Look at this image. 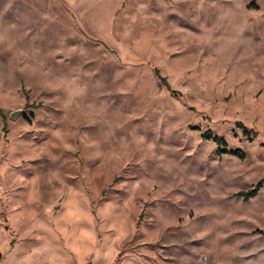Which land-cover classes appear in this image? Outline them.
Segmentation results:
<instances>
[{
	"label": "rangeland",
	"instance_id": "obj_1",
	"mask_svg": "<svg viewBox=\"0 0 264 264\" xmlns=\"http://www.w3.org/2000/svg\"><path fill=\"white\" fill-rule=\"evenodd\" d=\"M0 114L3 264H264V0H0Z\"/></svg>",
	"mask_w": 264,
	"mask_h": 264
},
{
	"label": "trees",
	"instance_id": "obj_2",
	"mask_svg": "<svg viewBox=\"0 0 264 264\" xmlns=\"http://www.w3.org/2000/svg\"><path fill=\"white\" fill-rule=\"evenodd\" d=\"M154 74L159 77V73L157 70H154ZM160 78V77H159ZM163 85L165 86V88L167 90H169V87L166 83V81L162 78H160ZM0 117L4 123V118L1 116ZM238 128L242 129L244 136H246L248 138L249 141H252L253 138L255 137V133L252 134V136H250V133L246 130L245 127H243L241 124H238ZM2 129L5 130V126L3 125ZM203 139L208 140V141H212L215 143V145L218 147V153L219 154H230L232 156L237 157L240 160H244V154L237 150V151H227L225 148L221 150V147L225 146V142L223 141V139L217 138V137H213L210 133H206L203 135ZM262 186H264V180H261L253 189L247 191V192H239L236 194L237 197H241L243 198L244 201H249L250 199L256 197V195L258 194V192L261 190Z\"/></svg>",
	"mask_w": 264,
	"mask_h": 264
},
{
	"label": "crops",
	"instance_id": "obj_3",
	"mask_svg": "<svg viewBox=\"0 0 264 264\" xmlns=\"http://www.w3.org/2000/svg\"><path fill=\"white\" fill-rule=\"evenodd\" d=\"M2 127H3V121H2V119L0 117V130L2 129ZM0 234L3 237L2 242H0V246L4 245V247H5V251H0V264H3V262H4L3 252H5L6 254H10V253L13 252V248L14 247L11 246L12 237L1 226H0Z\"/></svg>",
	"mask_w": 264,
	"mask_h": 264
},
{
	"label": "water",
	"instance_id": "obj_4",
	"mask_svg": "<svg viewBox=\"0 0 264 264\" xmlns=\"http://www.w3.org/2000/svg\"><path fill=\"white\" fill-rule=\"evenodd\" d=\"M18 114H19L18 111L13 112V113L10 114V118L13 119V118H15Z\"/></svg>",
	"mask_w": 264,
	"mask_h": 264
}]
</instances>
